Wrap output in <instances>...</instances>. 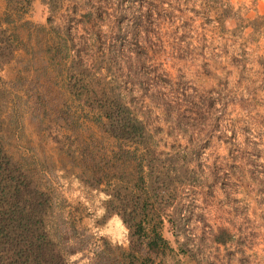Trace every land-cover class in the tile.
<instances>
[{
  "label": "rangeland",
  "instance_id": "obj_1",
  "mask_svg": "<svg viewBox=\"0 0 264 264\" xmlns=\"http://www.w3.org/2000/svg\"><path fill=\"white\" fill-rule=\"evenodd\" d=\"M258 1L55 0L52 14L35 0L26 19L45 24L47 32L20 30L25 42L30 35L27 50L0 67L1 78L27 77L46 93L52 118L80 120L79 139L92 136L89 151L96 162L89 165L106 168L108 186L121 179L133 183L134 168L112 164V141L85 119L89 106L67 95L65 69L52 70L45 50L54 34H67L73 46L69 60L82 66V58H95L108 44V88L144 121L156 162L153 176L160 180L169 162L188 160L185 175L170 170L172 183L163 184L164 196L153 200L156 212L173 221L164 223L163 236L187 252L181 264H264V15ZM4 10L0 0V20ZM88 11L100 21L87 23ZM108 22H119L120 33L108 34ZM84 76L87 82L98 79L91 62ZM74 79L79 90L80 78ZM33 139L59 165H68L77 149L73 135L56 144L39 143L35 132ZM104 200L95 195L92 208ZM95 212L93 218L102 214ZM89 224L114 246L101 264H127L121 222L114 216L98 228L95 219ZM222 231L231 238L225 245L216 239Z\"/></svg>",
  "mask_w": 264,
  "mask_h": 264
},
{
  "label": "trees",
  "instance_id": "obj_2",
  "mask_svg": "<svg viewBox=\"0 0 264 264\" xmlns=\"http://www.w3.org/2000/svg\"><path fill=\"white\" fill-rule=\"evenodd\" d=\"M34 1L5 0L0 20V67L10 63L17 51L27 50L30 35L25 42L20 30L33 27L47 32L45 24L26 19ZM41 1L50 13H56L55 0ZM210 3L217 4L216 0ZM84 15L87 23L100 21L95 12ZM50 20L48 17L47 22ZM118 23L108 22L107 33L119 34ZM66 35L54 34L46 42L49 65L58 74L61 66L65 69L67 95L89 106L85 119L112 141V164L134 168L136 175L133 183L121 179L108 186L106 168L89 165L96 162L89 151L92 136L79 139L80 120L52 118L47 94L27 77H0V264H101L104 254L114 246L89 228V221L95 219L93 227L98 228L114 216L126 232L127 264H181L180 255L187 252L181 247L175 250L163 236L164 223L171 225L173 221L161 211L156 212L153 200L164 196L160 188L163 184L168 180L172 183L170 170L185 175L188 160L169 162L171 169L160 180L153 176L156 162L149 150L151 137L144 121L131 112L120 94L108 88L112 50L106 43L103 52L91 60L82 58L83 63H79L83 67L76 66L69 60L73 46ZM94 37L97 39L98 33ZM123 49L118 48L116 54ZM90 62L96 67L95 82L85 80ZM76 76L80 78L79 90H75L78 82L72 81ZM34 132L41 144H56L60 137L73 135L77 149L69 155V164L59 165L46 154L33 139ZM183 179L185 182L190 178ZM95 195L105 200L97 207L102 210L101 216L93 218L97 210L92 208ZM225 233L217 236L218 244L231 241Z\"/></svg>",
  "mask_w": 264,
  "mask_h": 264
},
{
  "label": "crops",
  "instance_id": "obj_3",
  "mask_svg": "<svg viewBox=\"0 0 264 264\" xmlns=\"http://www.w3.org/2000/svg\"><path fill=\"white\" fill-rule=\"evenodd\" d=\"M257 9L260 15H264V0H260V2L258 1Z\"/></svg>",
  "mask_w": 264,
  "mask_h": 264
}]
</instances>
